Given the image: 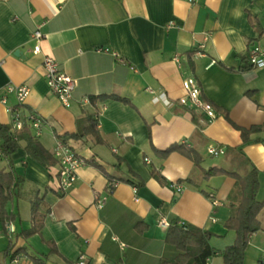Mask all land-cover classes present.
<instances>
[{
	"label": "crops",
	"instance_id": "obj_1",
	"mask_svg": "<svg viewBox=\"0 0 264 264\" xmlns=\"http://www.w3.org/2000/svg\"><path fill=\"white\" fill-rule=\"evenodd\" d=\"M41 23V51L35 54L30 35ZM255 45L264 47V0H0V124L11 126L7 108L17 106L6 86L24 83L29 92L22 113L43 121L38 135L25 126L54 160L42 166L20 140L0 161L2 167L11 162L25 179L21 196L6 205L14 219L3 225L0 216V264H75L80 256L86 264H159L173 253L161 218L208 230L214 254L207 264H224L220 251L235 239L224 225L235 180L205 179L203 170L227 166L224 154L208 155L209 145L239 147L258 170L257 199H264V129L245 143L240 131L264 126V68L253 69L247 59ZM96 47L109 51L98 53ZM44 55L77 80L69 108L46 83ZM187 77L217 113L206 124L201 110L180 102ZM161 94L169 104L154 99ZM90 119L97 121L100 140L66 139L85 164L76 182L58 191L57 136L80 133ZM196 133L205 140L200 165L179 150L160 153L173 144L190 147ZM36 195L43 227L25 238L19 233L32 226ZM97 197H105L101 207ZM258 220L243 264L264 257V208Z\"/></svg>",
	"mask_w": 264,
	"mask_h": 264
},
{
	"label": "trees",
	"instance_id": "obj_2",
	"mask_svg": "<svg viewBox=\"0 0 264 264\" xmlns=\"http://www.w3.org/2000/svg\"><path fill=\"white\" fill-rule=\"evenodd\" d=\"M126 101L116 95H109ZM105 97L100 95L99 98ZM209 103V102H208ZM195 120L200 124V117L195 116ZM97 121L90 119L89 123L82 129L80 133L76 134H62L57 138L66 143L68 138H82L88 135H93L99 141L98 132L96 129ZM201 128V125H200ZM264 129V126L253 125L249 129H240L243 143L249 141V134L252 132ZM199 132V131H198ZM196 137L190 144V147H185V143L173 144L167 149L160 151L162 155H166L171 151L179 150L185 152L196 163L200 165L199 152L205 140L200 133H196ZM25 140L24 147L27 154H29L35 161L44 167L54 164L51 155L31 136L29 129L24 125L22 129L13 130L12 126L0 124V161L11 156L18 148L19 141ZM224 157L227 161L226 167L212 166L203 170V177L205 179L216 175H228L234 178V188L231 194L233 202L230 204L231 213L225 221L224 225L227 229L233 230L235 239L233 243L226 246L220 251L224 264H243L244 252L249 242L251 234L259 230L260 221L258 214L264 208V199L259 201L257 194L259 190L258 170L252 165L250 160L245 156L239 147H227L224 151ZM101 168L100 165L96 164ZM110 186H114V182L108 176ZM24 177L16 174L11 162L7 166H0V216L3 225L10 223L15 215L9 213L6 209L8 202L14 198L21 196V188L24 184ZM41 199L36 195L35 199L30 202L32 212V226L27 230L19 233L22 237H29L34 234H39L43 227L44 215L39 211ZM210 233L194 226L178 225L176 223L169 224L166 228L164 241L166 247L173 250L172 254L164 255L159 264H207V259L214 254V251L208 243ZM12 247L9 243L5 249L7 255ZM50 252H56L54 248H50ZM35 263H42V259L32 257Z\"/></svg>",
	"mask_w": 264,
	"mask_h": 264
},
{
	"label": "built area",
	"instance_id": "obj_3",
	"mask_svg": "<svg viewBox=\"0 0 264 264\" xmlns=\"http://www.w3.org/2000/svg\"><path fill=\"white\" fill-rule=\"evenodd\" d=\"M42 23L37 25L31 33V39L34 42V47L32 52L39 53L40 41L43 37L41 32ZM96 52H108V48L96 47L94 49ZM247 59L251 64L253 69L264 68V47L255 45L251 47L248 51ZM42 67L44 70V78L50 89V91L57 96L61 105L65 108L71 106L72 101V92L77 84V80L70 75L62 72L58 68V64L51 55H44L42 60ZM183 88L185 90V97L181 99V104L188 108L199 109L202 111V114L206 116L204 123H208L211 120L216 118V111L212 104L206 102L202 98V89L198 83L193 78H184L182 81ZM7 93H13L17 100V106L15 108H7V111L11 114L12 117V129L19 130L22 129L26 124L31 129L35 131V134L40 133L43 121L40 116L33 112L22 113L21 105L23 104L26 96L28 95L29 89L26 85H13L8 84L6 86ZM157 101L162 99L166 104H169L170 101L165 97L164 94H161L159 97H154ZM2 102H5V96L1 98ZM207 153L210 156L217 157L224 154V148L209 145L207 147ZM0 153V157H1ZM56 164L58 170L56 173V189L59 191H65L69 189L77 180L78 170L85 164L84 158L78 155L70 146L62 143L61 141L57 144L55 151ZM147 160V158H145ZM110 186V184H109ZM176 191H181V186L174 185ZM212 196V195H211ZM105 197H97L96 204L98 207L103 205ZM212 204L216 205L217 201L212 200ZM161 226H168V222L165 219L161 218L159 220ZM75 264H86L85 258L80 256ZM258 264H264V257H262Z\"/></svg>",
	"mask_w": 264,
	"mask_h": 264
}]
</instances>
